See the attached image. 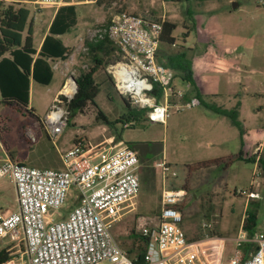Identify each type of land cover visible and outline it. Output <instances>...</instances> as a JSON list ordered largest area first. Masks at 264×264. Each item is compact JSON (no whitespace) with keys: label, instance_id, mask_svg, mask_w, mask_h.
<instances>
[{"label":"rangeland","instance_id":"1","mask_svg":"<svg viewBox=\"0 0 264 264\" xmlns=\"http://www.w3.org/2000/svg\"><path fill=\"white\" fill-rule=\"evenodd\" d=\"M113 1L103 0L102 5L95 3L94 9L86 8L90 13L80 10L81 22L63 37L65 43L72 46L73 55L68 61L72 81L82 71L94 66L86 43L121 13L176 23L174 36L180 44L184 34L188 36V44L195 45L198 29H216L224 39L223 47L230 50L228 55L238 59L242 69L255 70L251 71L252 74L245 73L243 82L236 84L246 87L249 93L225 97L218 100L217 105L231 110L239 103L238 120L245 130L264 127V94L252 93L257 88L262 89L257 81L264 82V9L259 7L258 0ZM24 5L30 11L29 25L33 23L37 46L49 21L47 13H54L55 9H36L30 0H26ZM71 39L73 42L69 43ZM112 63L103 66L96 74L100 87L96 98L98 107L89 104L83 112L71 116L68 127L56 143L48 137L43 119L40 122L37 115H31L26 109L21 111L16 106L3 103L0 93V159L8 156L36 168L61 169V154L80 139L93 145L110 138L128 145L139 143L134 149L141 162V192L134 208L126 211L113 231L120 246L129 253L133 251L132 255L143 246L140 239L142 227L157 222L162 181L155 163L164 158L176 172V176H169V180L176 181L188 193L181 208L184 215L182 228L190 240L202 241L213 236L233 239L245 225L248 214H256L257 230H264V149L259 159L254 154L247 156L254 160L240 159V130L230 118L208 110L204 104L172 109L166 124L150 122L146 117L131 119L125 98L118 94L110 80L108 68ZM63 80L57 70L52 86L34 84L32 106L37 114L44 117L49 112L54 102V87L62 85ZM182 84L175 73V89H183ZM183 100L175 103L182 105ZM98 108L107 116L109 123L98 117ZM149 143L154 144L149 146ZM146 152L148 156H145ZM250 191L257 193L258 198H249ZM17 206L14 185L8 179H2L0 209L14 212ZM75 206L70 198L54 218L65 217ZM25 250V243L21 242L11 252L13 256L23 255L26 259ZM232 250L233 245L228 241L223 264H229Z\"/></svg>","mask_w":264,"mask_h":264},{"label":"built area","instance_id":"2","mask_svg":"<svg viewBox=\"0 0 264 264\" xmlns=\"http://www.w3.org/2000/svg\"><path fill=\"white\" fill-rule=\"evenodd\" d=\"M74 0H35L36 9L60 8ZM264 9V0H258ZM163 22L121 13L99 29L93 39H110L120 58L108 72L121 97L153 123L166 124L172 109L195 107L197 97L184 104L185 93L176 90L175 73L161 64ZM72 77L56 96L44 118L53 143L69 125V105L77 93ZM264 149L259 144L257 159ZM61 169H42L6 158L0 164V181L8 179L17 193V210L0 209V252L10 259L2 264H136L135 255L125 251L114 236V228L134 208L141 192L140 156L123 141L110 138L93 145L78 140L61 154ZM161 172L162 191L157 222L143 226L140 235L147 243L144 264H223L227 242L233 245L229 264H264V232L251 237L241 227L233 239L209 237L192 241L182 228L185 189L166 187L176 176L166 160L155 163ZM243 193V192H242ZM249 198H258L250 191ZM76 204L65 217L55 219L69 199ZM25 243L26 259L11 250Z\"/></svg>","mask_w":264,"mask_h":264},{"label":"trees","instance_id":"3","mask_svg":"<svg viewBox=\"0 0 264 264\" xmlns=\"http://www.w3.org/2000/svg\"><path fill=\"white\" fill-rule=\"evenodd\" d=\"M102 2L103 0H96L98 5H102ZM78 16L76 5L60 7L51 25L50 34L46 36L43 46L38 52L33 45L32 27H29V9L23 3L0 0V93L3 103L16 106L21 111L26 109L31 115L35 116L34 111L28 109L31 99V82L34 81L49 86L54 77L51 61L56 59L67 60L72 55V49L64 44L60 36L71 32L77 26ZM27 29L28 34L25 38L24 34ZM176 29V23L163 21L162 44L169 46L176 44L178 40L174 36ZM86 48L94 62V66L88 71H82L79 77L75 79L78 89L69 105L72 117H75L79 112H83L89 104L98 107L96 98L100 92V87L96 81V74L103 66L107 67L109 63H114L120 58L118 47L107 37L88 41ZM158 60L161 64L176 72L198 94L193 81L190 49H184L183 47L182 50L170 53ZM110 80L112 81L111 77ZM186 98L188 100V97ZM124 102L129 109L131 119L145 117V112L134 109L128 99L125 98ZM201 104H204L208 110L216 114L230 118L232 124L240 130L241 143L244 144L245 130L238 120L239 104L231 110L202 101ZM98 117L104 120L105 123H109L107 116L99 108ZM39 121L41 122L40 119ZM138 144H129V146L134 148ZM153 144L149 143L148 145L153 146ZM148 155L149 153L146 152L145 156ZM238 156L242 160H252L243 157L242 149ZM244 228L251 237L255 236L257 233L256 214H248ZM140 239L143 241V246L139 247L135 253L136 264H144L147 251L146 241L141 235ZM130 254H133V251H130ZM9 259L10 254L8 252L5 250L0 252V264Z\"/></svg>","mask_w":264,"mask_h":264},{"label":"crops","instance_id":"4","mask_svg":"<svg viewBox=\"0 0 264 264\" xmlns=\"http://www.w3.org/2000/svg\"><path fill=\"white\" fill-rule=\"evenodd\" d=\"M5 1L19 2L23 4L26 3V0H5ZM30 3H34V0H30ZM95 3L96 0H86V1H71L70 3L67 4V5L77 6L78 15H79L77 26L79 25V22H81L80 10L90 13L89 12L90 10H87L86 8H91V10L92 8L94 9ZM53 9H55L54 13H47L49 21L46 30L43 31V34L37 46L34 43V31H33V45L38 52L41 50L46 36L50 34L51 25L59 10V8H53ZM77 26L73 28L72 31L75 30ZM29 27H32L33 30V23H31ZM27 34H28V29L24 34L25 38ZM65 35L60 36V38L63 40V37ZM196 37H197V44L195 45L188 44V36L185 37V34L182 44H180L179 40H177L176 44L173 46L161 44V48L158 54V59H159L165 57L170 53H175L179 50H182L183 47L184 49H190L193 81L198 90V94L195 91H193L192 87L188 83L184 82L182 78L179 76V80L183 83L182 84L183 89H178V90L184 92L185 97H188V100L187 98L183 100L184 103L188 102L193 97H197L199 98L200 101L204 103L217 105V101L225 97L239 96L241 94L249 93L250 91L246 87L243 86L239 87L236 84L238 83L241 84L243 82L242 78L244 77L245 73L250 72L252 74V72H254L255 70L242 69L238 59L230 57L228 55L230 53L229 52L230 50L228 48L223 47L224 39L222 35L218 31H216V29H207V30L198 29ZM63 42L67 47L72 49L71 45H67L64 40ZM71 42H73L72 39L70 40L69 43ZM71 56L67 60L56 59L54 61H51V65L54 70V77L51 84L47 87L52 86L53 83L55 82L57 70L64 78L62 85L54 87L53 100H55L56 96L63 89L67 78L69 76L71 77V66L68 64V61L69 59H71ZM235 77L237 78V80H233ZM238 77L240 78L238 79ZM35 83L36 82L34 81L31 82V99L28 109L33 110L35 115H37V117L40 120L42 119L44 120L48 112H46L45 116L43 117L42 114H37L35 107L32 106V93ZM257 85L258 87H262V89L257 88L258 90L252 91V93L264 94V88H263L264 82L257 81ZM218 107L226 109L224 108V106H218ZM263 140H264V127L261 126L260 128L257 129L245 130L244 144L242 145L241 143V149L244 153L243 157L246 159L247 156L254 154L257 149L256 146H258L259 144L264 145ZM251 159L254 160L253 158ZM3 160L4 159H0V163H2L1 161ZM166 187L169 189H180L179 184L174 180H169V178L167 179ZM16 200H17V193H16ZM6 213H11V212H6ZM257 232H264V230H260V231L257 230Z\"/></svg>","mask_w":264,"mask_h":264}]
</instances>
